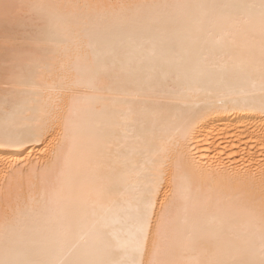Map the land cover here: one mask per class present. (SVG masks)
Returning <instances> with one entry per match:
<instances>
[{
    "label": "bare ground",
    "instance_id": "bare-ground-1",
    "mask_svg": "<svg viewBox=\"0 0 264 264\" xmlns=\"http://www.w3.org/2000/svg\"><path fill=\"white\" fill-rule=\"evenodd\" d=\"M0 264H264V0H0Z\"/></svg>",
    "mask_w": 264,
    "mask_h": 264
}]
</instances>
